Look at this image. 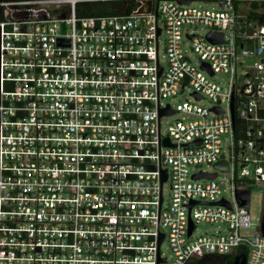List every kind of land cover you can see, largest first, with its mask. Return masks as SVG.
<instances>
[{
	"label": "built area",
	"instance_id": "1",
	"mask_svg": "<svg viewBox=\"0 0 264 264\" xmlns=\"http://www.w3.org/2000/svg\"><path fill=\"white\" fill-rule=\"evenodd\" d=\"M94 1L118 5L77 14ZM179 1L0 0V264H189L240 247L245 264H264V0ZM198 25L207 32L184 29ZM186 90L210 107L170 104ZM177 112L191 118L162 132ZM259 183L253 224L249 186ZM236 190L249 191L247 208ZM221 199L230 208L213 204ZM201 223L217 228L195 234Z\"/></svg>",
	"mask_w": 264,
	"mask_h": 264
},
{
	"label": "rangeland",
	"instance_id": "2",
	"mask_svg": "<svg viewBox=\"0 0 264 264\" xmlns=\"http://www.w3.org/2000/svg\"><path fill=\"white\" fill-rule=\"evenodd\" d=\"M194 6H199L203 9H211L213 8L214 10H218L219 7L218 5H216L215 3H203V2H195L193 3ZM187 31H193L196 34H205L207 32V28L202 26V25H198V26H187L186 28H184ZM164 39V36L162 35L160 40V44H159V57H160V61L162 63H165V58H164V43L162 42V40ZM182 46L184 49H186L187 54L189 55V57L195 61L196 59V55L192 52L191 50V42L186 39V38H182ZM211 80L220 84L221 86H226L227 82H228V75L227 74H222V73H216L213 77H211ZM190 101L192 102L193 99L191 98V96L189 95V91L186 90L184 93L178 94L174 99H172L170 101L171 105H175L178 102H182V101ZM195 103L198 104V106H203V107H210L211 105V101L208 98H203L201 100L198 101H193ZM186 118L189 119L191 118V116L182 113V112H177L174 113L172 115H167L162 117L161 119V129L162 132L166 131L167 125L173 121H175L176 119H181V118ZM196 169V168H195ZM200 169H204L207 172L211 171L212 166H205L202 165L200 167ZM229 178L228 174L225 173H219L218 174V178L216 179L217 182H219L222 186V188L225 190V197L230 198V193H229V184L227 182ZM250 189V204H249V213L251 215V219L253 224L258 223L262 214V209H263V185L262 184H254L249 186ZM163 192L164 195L166 196L167 192H168V183H164L163 185ZM216 225L214 224H207V223H201L197 226V230L195 231V234H200L203 232H214L216 230ZM255 231V226L252 227H248L245 229H241L240 233L246 237H251L253 235ZM162 251L164 252V254H170V252L167 250V243H164L162 245Z\"/></svg>",
	"mask_w": 264,
	"mask_h": 264
},
{
	"label": "water",
	"instance_id": "3",
	"mask_svg": "<svg viewBox=\"0 0 264 264\" xmlns=\"http://www.w3.org/2000/svg\"><path fill=\"white\" fill-rule=\"evenodd\" d=\"M179 2L182 3L183 1L180 0ZM186 3H188V1H186ZM220 4L222 5L223 2H220ZM206 39L209 42H213V43L222 42L223 35L221 33L218 34V33H212L211 32V33H208L206 35ZM63 41H64L63 39H59V43H63ZM67 42L68 41H66V43ZM201 68L208 70L209 74H212V71L210 70V68L207 64L203 63L201 65ZM195 96H196V98H200L199 95H195ZM213 110L218 112V113L222 112L220 107H213ZM171 113H173V110L169 109L168 106L166 108H162L159 110V116L164 115V114H171ZM164 143L168 144V139H165ZM190 144H193V143H190ZM214 167L217 169H220L222 171L228 170L227 163L225 161L216 162L214 164ZM215 176H216V173H211V174L198 173V174L193 175L194 178H202L203 177V178H208V179H212ZM165 178H166L165 174H163L162 181H164ZM235 193H236L235 196H236L237 200H239L240 205L247 208L248 204H249V191L248 190H236ZM194 204H195V202H191L189 204V209ZM210 204H212V203H210ZM213 204L225 205L228 208H230V204L225 199H221L218 202H215ZM193 228H194V226L192 224H190L189 229H188V235L191 234ZM263 234H264V227H263ZM162 237H163V235L160 236L158 244L161 242ZM245 260H246L245 254L237 253L233 256L232 261L229 264H245Z\"/></svg>",
	"mask_w": 264,
	"mask_h": 264
},
{
	"label": "trees",
	"instance_id": "4",
	"mask_svg": "<svg viewBox=\"0 0 264 264\" xmlns=\"http://www.w3.org/2000/svg\"><path fill=\"white\" fill-rule=\"evenodd\" d=\"M114 5H118L113 1H94L79 3L76 5V12L80 16H97L112 13ZM133 5V4H132ZM255 5V4H254ZM129 8L127 9V11ZM237 252L246 254L244 247L237 249ZM233 254H210L203 257L193 259L189 264H229L232 261Z\"/></svg>",
	"mask_w": 264,
	"mask_h": 264
},
{
	"label": "clouds",
	"instance_id": "5",
	"mask_svg": "<svg viewBox=\"0 0 264 264\" xmlns=\"http://www.w3.org/2000/svg\"><path fill=\"white\" fill-rule=\"evenodd\" d=\"M234 256V255H233Z\"/></svg>",
	"mask_w": 264,
	"mask_h": 264
}]
</instances>
